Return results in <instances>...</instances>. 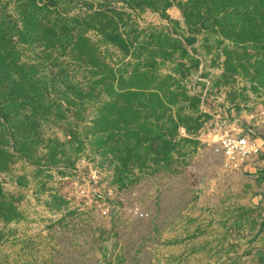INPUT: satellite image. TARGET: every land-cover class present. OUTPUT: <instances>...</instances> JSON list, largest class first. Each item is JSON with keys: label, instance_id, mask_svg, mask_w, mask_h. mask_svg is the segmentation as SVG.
I'll list each match as a JSON object with an SVG mask.
<instances>
[{"label": "rangeland", "instance_id": "374dc122", "mask_svg": "<svg viewBox=\"0 0 264 264\" xmlns=\"http://www.w3.org/2000/svg\"><path fill=\"white\" fill-rule=\"evenodd\" d=\"M75 1L69 15L105 2L126 8L135 22L126 53L96 29L87 36L123 82L135 70L136 86H167L166 98L139 96L151 110L120 117H99L92 104L58 115L52 99L34 154L19 158L12 141L0 170V264H264V170L216 144L227 132L264 133V41L200 32L183 51L161 52L151 32L182 34L186 0H167L164 13ZM19 49L32 61L45 48ZM54 57L44 66L68 61Z\"/></svg>", "mask_w": 264, "mask_h": 264}, {"label": "trees", "instance_id": "16d2710c", "mask_svg": "<svg viewBox=\"0 0 264 264\" xmlns=\"http://www.w3.org/2000/svg\"><path fill=\"white\" fill-rule=\"evenodd\" d=\"M123 2L127 8L142 10L150 6L162 13L171 5L167 0ZM72 3L76 1L0 0V170L8 166L12 141L11 149L19 158L28 152L34 154L40 143L39 119L52 113L54 98L66 104L63 109L58 104L60 111L55 114L70 112L75 117L86 114L89 104L97 105L93 109L99 117H120V110L131 114L151 110V106L138 102L139 96L145 97V104L154 98L161 105L166 98L167 86H156L152 91L147 86H136L135 70L128 75V82H123L120 70L104 61L87 36L88 30L96 29L104 40L126 53L132 42L129 31L135 25L126 8L105 2L69 15ZM178 6L183 26L175 23V27L182 34L169 25L152 31L157 51H183L200 32L264 41V0H186ZM41 43L43 55L35 54L32 61L29 56L22 59L20 44ZM141 48L143 43L135 46ZM52 52L55 60L68 57V61L44 66ZM0 202V216L4 218V202Z\"/></svg>", "mask_w": 264, "mask_h": 264}, {"label": "built area", "instance_id": "2783aa9c", "mask_svg": "<svg viewBox=\"0 0 264 264\" xmlns=\"http://www.w3.org/2000/svg\"><path fill=\"white\" fill-rule=\"evenodd\" d=\"M220 154L241 166L259 167L264 170V133L239 130L225 133L216 141Z\"/></svg>", "mask_w": 264, "mask_h": 264}]
</instances>
